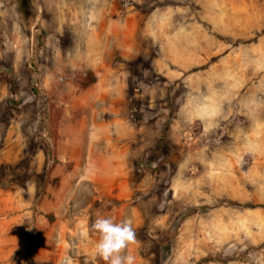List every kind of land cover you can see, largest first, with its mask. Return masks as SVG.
I'll list each match as a JSON object with an SVG mask.
<instances>
[{
  "label": "rangeland",
  "instance_id": "obj_1",
  "mask_svg": "<svg viewBox=\"0 0 264 264\" xmlns=\"http://www.w3.org/2000/svg\"><path fill=\"white\" fill-rule=\"evenodd\" d=\"M36 5L28 29L18 0H0V158L9 149L15 161L0 167L26 159L30 173L0 181V264H106L93 231L89 252L71 231L58 243L60 220L91 228L98 216L133 220L136 264H264V0ZM62 5H90L93 41L111 46L105 102L79 99L97 76L73 63ZM83 116L122 120L125 181L62 187L53 175L60 123ZM104 130L97 151L111 141Z\"/></svg>",
  "mask_w": 264,
  "mask_h": 264
},
{
  "label": "crops",
  "instance_id": "obj_2",
  "mask_svg": "<svg viewBox=\"0 0 264 264\" xmlns=\"http://www.w3.org/2000/svg\"><path fill=\"white\" fill-rule=\"evenodd\" d=\"M67 10L64 5L59 7L58 28L63 27L64 24L73 34V49L75 51L73 63L80 69L93 71L97 76V80L88 86L92 87L93 93L79 99L86 105L93 104L96 101L102 102L104 100L105 102L107 95L111 97L110 92L113 85L111 76L114 77L115 75V70L106 63V60L111 58V46L109 44L108 49L106 48L103 37L98 42L93 41V28L97 24H95L96 22H90V18L94 15V9L90 5L80 9L70 7ZM61 29L64 30V28ZM121 44L120 41L116 48H121ZM121 121L119 117L101 122L96 116H83L77 122L64 123L62 121L60 123L57 143L58 161L53 175L60 177L62 187L81 188L95 185L112 187L118 181H125L123 179L125 174L123 155L127 148L113 141L118 140L121 135V131L115 132L116 124H121ZM103 128L105 129L103 134L110 136L111 141L103 151H97L95 147L96 139L103 138L100 132ZM9 151L8 149L2 159L0 158V164L2 162L15 163L11 159ZM67 163H71L72 169L71 172L66 174L63 169H65ZM57 204H59V201H57ZM85 219L87 218L80 217L74 228H70L68 222L60 220L59 225H61L57 230V234L60 236L58 243L68 244L66 235L71 231L76 238L74 243L77 245L78 250L89 252L96 239ZM83 231L88 232L86 238L80 235Z\"/></svg>",
  "mask_w": 264,
  "mask_h": 264
},
{
  "label": "clouds",
  "instance_id": "obj_3",
  "mask_svg": "<svg viewBox=\"0 0 264 264\" xmlns=\"http://www.w3.org/2000/svg\"><path fill=\"white\" fill-rule=\"evenodd\" d=\"M91 231L98 234L95 253L106 264H136L135 256L128 251L129 246L136 241L131 218L117 221L110 216H98L91 224ZM80 235L86 238L88 232L83 231Z\"/></svg>",
  "mask_w": 264,
  "mask_h": 264
},
{
  "label": "trees",
  "instance_id": "obj_4",
  "mask_svg": "<svg viewBox=\"0 0 264 264\" xmlns=\"http://www.w3.org/2000/svg\"><path fill=\"white\" fill-rule=\"evenodd\" d=\"M18 12L23 24L29 29L35 23L37 16L36 0H18ZM156 147L166 148L167 144L163 142L162 146L159 141ZM29 175L30 173L26 167V159L21 160L16 165L3 163L0 167V181L2 185H6L13 181L24 183L29 178ZM251 207L255 206L252 205Z\"/></svg>",
  "mask_w": 264,
  "mask_h": 264
},
{
  "label": "bare ground",
  "instance_id": "obj_5",
  "mask_svg": "<svg viewBox=\"0 0 264 264\" xmlns=\"http://www.w3.org/2000/svg\"><path fill=\"white\" fill-rule=\"evenodd\" d=\"M93 131V130H92ZM95 133V132H94ZM91 135V134H90ZM92 136V135H91ZM93 138H94V136H93Z\"/></svg>",
  "mask_w": 264,
  "mask_h": 264
}]
</instances>
